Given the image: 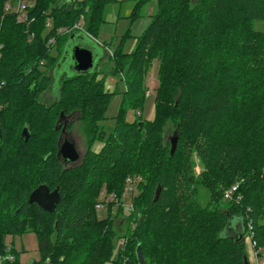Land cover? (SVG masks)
<instances>
[{"label":"trees","instance_id":"1","mask_svg":"<svg viewBox=\"0 0 264 264\" xmlns=\"http://www.w3.org/2000/svg\"><path fill=\"white\" fill-rule=\"evenodd\" d=\"M8 1L0 0V256L8 253L20 264L5 238L26 232L38 240L40 259L33 264H140L137 247L142 264H249L246 236L262 255L264 34L253 22L264 21V0H135L132 20L155 2L144 33L127 51L128 32L111 48L108 74L99 77V65L88 75L63 74L49 106L40 99L53 89L64 45L73 35L98 41L105 7L120 0H29L25 23L5 11ZM80 20L82 32H59ZM98 45L106 53L112 42ZM155 63L153 119L127 121L128 111L144 108ZM108 75L118 77L123 91L106 89ZM116 94L121 105L107 126ZM61 113L79 116L86 144L72 168L56 156ZM166 122L177 137L172 155L170 139L163 138ZM96 143L103 145L98 152ZM127 179H139L137 194L117 234L115 202L102 203L104 218L96 205L103 195L121 203ZM40 184L58 188L51 213L28 203ZM235 185L232 200L224 202ZM198 187L209 193L205 205Z\"/></svg>","mask_w":264,"mask_h":264},{"label":"rangeland","instance_id":"2","mask_svg":"<svg viewBox=\"0 0 264 264\" xmlns=\"http://www.w3.org/2000/svg\"><path fill=\"white\" fill-rule=\"evenodd\" d=\"M75 1H82V0H73ZM135 4V0H120L118 3L107 5L103 12V20L104 23L99 31V34L97 36V40L103 44V42L109 43L112 42V45L109 49L106 48L105 56L97 60V65H99L97 69V73H99V77H102L103 74H108V71L110 69V65L108 64V57L111 52V48L115 47L118 43L121 37L125 33H129L131 35V39H128L124 43V50L127 51L133 44V38L141 36L147 26L150 23L151 16L156 11L155 2H152L150 4L145 5L141 10L139 11V16L132 20L129 17V14L131 13V10L133 9ZM253 29L256 31H259L264 34V21H254L253 22ZM89 47H91L94 52L101 53L103 52V49L94 43L93 41H86L85 42ZM83 43L84 45H86ZM68 44V42H67ZM63 47V54L66 50V45ZM86 45V46H87ZM107 47V46H106ZM104 53V52H103ZM55 55L56 52H53ZM63 54L59 57V61L56 63L55 69H54V82H53V89L48 90L46 93L43 94L40 101L43 102L45 105H50L53 103L56 99V88L57 84L60 80V77L63 74H66L67 76L71 77L73 76V71L71 69L70 63L65 62V64L61 65V68H59V64H61V60L63 58ZM103 56V55H102ZM157 64L155 63L152 69L149 71L147 79H146V92H145V104L144 108L141 112L133 113L132 111L127 112V121H132L137 116L142 118V121H151L154 116V95H155V89L157 87L158 81H157ZM50 75L52 76V71H50ZM106 81L109 83L112 81L115 83V87L110 86V91H118L119 93L123 91V84L118 81V77H114L112 75H108L106 77ZM121 95L116 94L114 95L109 103V106L107 108V111L105 113V118L107 119L104 123L107 126H111L112 119L117 115L119 107L121 105ZM78 115H75L74 122L75 124L72 127V136L75 141V145L77 147V150L79 151L81 156H84L86 153V144L84 140V136L82 133V125L77 123L78 122ZM174 134V128L172 126L171 122H166L163 126V138L167 141L173 137ZM101 143H96L93 146V151L98 152L102 148ZM194 174L198 175L201 172V166L200 162L197 157L194 156ZM135 186V185H134ZM125 192V191H124ZM123 192V193H124ZM128 193V192H126ZM137 194V191H135L132 195L128 193V198L124 199V196L120 200L117 201V199H113L112 201L107 197L105 199L104 195L100 196L98 199V204H102L103 202L108 203L112 202L115 204L112 207V215L116 216L114 221V229L117 232V234H122L124 232V229L126 227L125 223V215H127V212L131 210V198L132 196H135ZM131 197V198H130ZM197 198L199 202H201L202 205H205L209 200V193L206 189L202 187L197 188ZM224 201V200H223ZM227 202V201H224ZM118 203V204H117ZM124 208V211L122 214L117 215L116 210L119 206ZM128 210V211H127ZM104 212L99 211V217L104 218L105 217ZM248 239L249 237L246 236ZM5 244L7 246V249L10 248L13 250L14 253L17 254L18 260L20 264H25L27 262H37L40 259V255L38 252V240L36 234L32 232H26L22 235H15V236H7L5 238ZM245 254L247 256L248 251L245 250Z\"/></svg>","mask_w":264,"mask_h":264},{"label":"water","instance_id":"3","mask_svg":"<svg viewBox=\"0 0 264 264\" xmlns=\"http://www.w3.org/2000/svg\"><path fill=\"white\" fill-rule=\"evenodd\" d=\"M64 2L67 0H63ZM82 32V31H81ZM86 41L79 37V35H73L70 37L68 44L66 45V50L63 54L62 62L59 64V68L61 65L70 63L71 69L74 74H90L97 67V60L102 57L101 53L94 52V50L89 47L85 43ZM85 43L86 45H84ZM63 113L60 114L57 126L59 125L60 120L63 117ZM58 129V128H56ZM65 130V126L63 128ZM21 137L24 138L25 141L28 140L29 134L26 128L23 129L21 133ZM171 148L170 154L172 155L176 149L177 137L174 134L170 139ZM57 158L61 157L65 161L68 162H76L79 158L77 150L73 143L68 141L64 143H60V138L58 140V151L56 154ZM160 194V188L158 187L155 192L154 202L158 199ZM60 195L58 192V188H55L52 192L49 191V188L46 185H39L35 188L29 195L28 203L36 204L40 209L45 212L51 213L55 210L56 205L59 203ZM230 225H234L233 222ZM136 257L140 264H142L143 257L140 250V247L136 249ZM27 264H33V262H28Z\"/></svg>","mask_w":264,"mask_h":264},{"label":"built area","instance_id":"4","mask_svg":"<svg viewBox=\"0 0 264 264\" xmlns=\"http://www.w3.org/2000/svg\"><path fill=\"white\" fill-rule=\"evenodd\" d=\"M30 1L29 0H14V2L12 3L11 0H9L8 2H6L5 4V11L6 12H14L17 16V21L19 23H25L27 21V7L29 5ZM83 30V21L80 20L79 22L75 23L73 25L72 28L68 29V30H60V33H71L73 31H82ZM54 41L51 39L49 41V44H53ZM1 45H0V50H1ZM0 57H1V53H0ZM139 180V179H137ZM137 180L135 179H127L126 180V188H125V192L123 193L124 199L128 198V196L131 194H133L135 192V184L137 182ZM237 191V185L231 187L229 190L225 191L223 194V199L225 201H231L233 194ZM128 192V193H126ZM131 198V197H130ZM109 199L112 201L114 198L112 196H109ZM131 207V205L129 206ZM96 209L98 211L104 209L103 208V204H97L96 205ZM251 239V237H249ZM253 246L254 243L252 242ZM14 262V258L12 255L10 254H6L4 256H0V264H12Z\"/></svg>","mask_w":264,"mask_h":264},{"label":"flooded vegetation","instance_id":"5","mask_svg":"<svg viewBox=\"0 0 264 264\" xmlns=\"http://www.w3.org/2000/svg\"><path fill=\"white\" fill-rule=\"evenodd\" d=\"M75 115H77V114H71V115H69V116H63L62 117V119L60 120V122H59V125H58V127H59V138H60V143L62 144V143H64V142H66V141H68V142H70V143H73V145L75 146V148H76V150H77V147H76V145H75V141H74V139H73V134H72V127H73V125L75 124V122H74V117H75ZM78 123V122H77ZM64 126H65V130H63V128H64ZM77 153H78V156H79V158H78V160L76 161V162H68V161H65L63 158H61V157H59L58 159L61 161V164L64 166V167H66V168H72V167H75V166H77L78 164H80L81 163V161H82V158H83V156H81L80 155V153H79V151L77 150ZM40 185H45V184H40ZM47 186V185H46ZM48 187V186H47ZM49 188V187H48ZM49 191L50 192H52L53 190H51L50 188H49ZM34 205H36V204H34ZM37 206V205H36ZM38 207V206H37ZM39 208V207H38ZM40 209V208H39ZM40 210H42V209H40ZM43 211V210H42ZM43 212H45V211H43ZM28 263V262H27ZM27 263H25V264H27Z\"/></svg>","mask_w":264,"mask_h":264},{"label":"crops","instance_id":"6","mask_svg":"<svg viewBox=\"0 0 264 264\" xmlns=\"http://www.w3.org/2000/svg\"><path fill=\"white\" fill-rule=\"evenodd\" d=\"M96 42L100 44L99 41ZM102 55L103 58L105 56V53L102 52ZM105 85L107 90L110 89V86L111 87L116 86L115 83L112 81L109 83V85H108V81H106ZM245 250L248 251L247 259L249 261V264H264V250L262 251V255L258 256L257 253L255 252L254 246L250 238L248 239L246 238L245 240Z\"/></svg>","mask_w":264,"mask_h":264}]
</instances>
